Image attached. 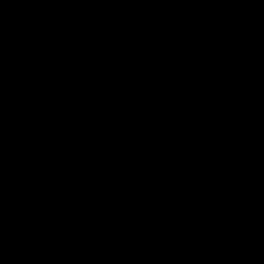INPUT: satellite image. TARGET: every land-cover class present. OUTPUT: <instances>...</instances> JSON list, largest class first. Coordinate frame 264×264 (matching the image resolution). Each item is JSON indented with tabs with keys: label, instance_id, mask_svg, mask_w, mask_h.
Returning a JSON list of instances; mask_svg holds the SVG:
<instances>
[{
	"label": "water",
	"instance_id": "95a60500",
	"mask_svg": "<svg viewBox=\"0 0 264 264\" xmlns=\"http://www.w3.org/2000/svg\"><path fill=\"white\" fill-rule=\"evenodd\" d=\"M0 264H264V0H0Z\"/></svg>",
	"mask_w": 264,
	"mask_h": 264
}]
</instances>
